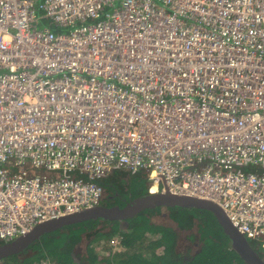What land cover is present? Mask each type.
Wrapping results in <instances>:
<instances>
[{"label": "built area", "instance_id": "obj_1", "mask_svg": "<svg viewBox=\"0 0 264 264\" xmlns=\"http://www.w3.org/2000/svg\"><path fill=\"white\" fill-rule=\"evenodd\" d=\"M117 170L264 255V0H0V245L102 206Z\"/></svg>", "mask_w": 264, "mask_h": 264}, {"label": "trees", "instance_id": "obj_2", "mask_svg": "<svg viewBox=\"0 0 264 264\" xmlns=\"http://www.w3.org/2000/svg\"><path fill=\"white\" fill-rule=\"evenodd\" d=\"M119 172L124 174L120 177L117 174ZM127 173L117 170L107 178L98 180L107 190L108 201L114 198L116 205H124L129 200L145 195L148 191V180L145 176ZM126 175L130 177L124 180ZM168 209L170 217L181 229H191L197 222L202 240L212 238L237 254L231 248L229 237L212 211L183 207ZM161 212V207L148 208L126 220L92 219L47 232L24 252L4 259L2 263L35 264L50 260L55 264H197L194 260L191 262V258L186 260L183 253L178 251L176 243L178 245L179 233L174 228L153 220L154 216ZM116 236L120 237V247L116 248L114 253L112 250L105 251L109 240ZM167 236H173V240H167ZM86 239L89 243L83 252L80 245L84 244ZM250 242L256 244L254 241L250 240ZM216 260L217 258L211 255L198 264H218ZM241 263H244L242 259L236 264Z\"/></svg>", "mask_w": 264, "mask_h": 264}, {"label": "water", "instance_id": "obj_3", "mask_svg": "<svg viewBox=\"0 0 264 264\" xmlns=\"http://www.w3.org/2000/svg\"><path fill=\"white\" fill-rule=\"evenodd\" d=\"M154 207H183L203 208L212 211L230 239L231 248L239 255L245 264H264V259L253 249L250 240L241 234L229 221L224 211L217 204L198 198L176 195L172 193L146 194L138 197L125 208L99 206L84 210L75 214L50 220L36 226L30 233L10 243L0 245V260L20 254L28 249L47 232L63 227L89 221L102 220H126L132 218L148 208Z\"/></svg>", "mask_w": 264, "mask_h": 264}, {"label": "rangeland", "instance_id": "obj_4", "mask_svg": "<svg viewBox=\"0 0 264 264\" xmlns=\"http://www.w3.org/2000/svg\"><path fill=\"white\" fill-rule=\"evenodd\" d=\"M39 1L44 2L45 0H39ZM44 15H45V12L39 9L38 16L41 17V20L39 22L40 28L41 27H53V29L57 33L58 32L68 33L70 31L71 28L69 27H59L56 29L55 24H53L51 20L45 18ZM117 174L120 176V175H123L124 172H119ZM140 175L143 176V174H140ZM129 177L130 176L126 175V177H124V180H127ZM161 208H162L161 214L154 216L153 220L156 223H161L165 226L172 227L174 228L176 232L179 233L178 240H177L178 245L176 243V246L178 248V251L183 253V256L186 260H190L191 258L192 260L191 262H193L194 260L198 264V262L200 263L202 260L212 255L213 258H217L216 263L218 264H229V263L236 264L237 262H241V259L240 257L238 258L237 254L229 251L228 249L229 247L223 246L221 243H218L216 240H213L212 238H206V240H202L201 235L199 234V227H198L197 222L192 227V229H181L178 223H176L174 220H171L169 209L167 207H161ZM116 237L118 238V236ZM117 238L113 237L109 240L108 245L105 244L107 245L105 251L112 250V253H114L117 250L116 248L120 247V240L118 241ZM166 239L169 241H172L173 236H167ZM88 243H89V240L86 239L84 244L80 245L81 251L84 252L86 250V246ZM99 247H101V245ZM104 247L105 246H103V248ZM145 254L147 255L148 253L146 252Z\"/></svg>", "mask_w": 264, "mask_h": 264}, {"label": "flooded vegetation", "instance_id": "obj_5", "mask_svg": "<svg viewBox=\"0 0 264 264\" xmlns=\"http://www.w3.org/2000/svg\"><path fill=\"white\" fill-rule=\"evenodd\" d=\"M141 197V196H140ZM137 198H134V199H132V200H129V201H127L124 205H122V204H118V205H116V200L113 198V200H111V201H104V203H103V205H107V204H111L112 206H110V207H118V208H125L128 204H130V203H132L134 200H136ZM214 222V221H213ZM221 225V224H220ZM192 229V228H191ZM223 229V228H222ZM224 230V229H223ZM227 235V234H226ZM251 243V245H252V247H253V249L260 255V257H262L263 259H264V255L262 254V252H261V250L259 249V246H258V244L256 243V244H252V242H250ZM241 264H244V263H241Z\"/></svg>", "mask_w": 264, "mask_h": 264}, {"label": "crops", "instance_id": "obj_6", "mask_svg": "<svg viewBox=\"0 0 264 264\" xmlns=\"http://www.w3.org/2000/svg\"><path fill=\"white\" fill-rule=\"evenodd\" d=\"M108 199H109V198H108V194L106 193L105 200L108 201ZM105 200H104V201H105ZM103 203H104V202H103ZM171 220H173V219L171 218ZM174 221H175V220H174ZM175 222H176V221H175ZM176 223H177V222H176ZM115 238H117V237H115ZM194 240H195V239H194ZM196 256H197V255H196Z\"/></svg>", "mask_w": 264, "mask_h": 264}, {"label": "clouds", "instance_id": "obj_7", "mask_svg": "<svg viewBox=\"0 0 264 264\" xmlns=\"http://www.w3.org/2000/svg\"><path fill=\"white\" fill-rule=\"evenodd\" d=\"M106 193H107V190H106ZM146 194H152V193H149V189H148V191H147ZM146 194H145V195H146ZM137 198H138V197H137ZM102 205H103V204H102ZM229 221H230V220H229Z\"/></svg>", "mask_w": 264, "mask_h": 264}]
</instances>
